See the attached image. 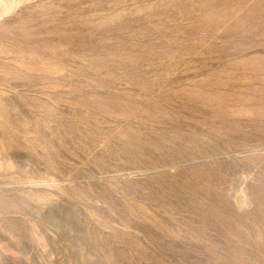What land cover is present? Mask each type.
Segmentation results:
<instances>
[{"label": "rangeland", "instance_id": "obj_1", "mask_svg": "<svg viewBox=\"0 0 264 264\" xmlns=\"http://www.w3.org/2000/svg\"><path fill=\"white\" fill-rule=\"evenodd\" d=\"M0 264H264V0H0Z\"/></svg>", "mask_w": 264, "mask_h": 264}, {"label": "bare ground", "instance_id": "obj_2", "mask_svg": "<svg viewBox=\"0 0 264 264\" xmlns=\"http://www.w3.org/2000/svg\"><path fill=\"white\" fill-rule=\"evenodd\" d=\"M7 119V118H6Z\"/></svg>", "mask_w": 264, "mask_h": 264}]
</instances>
